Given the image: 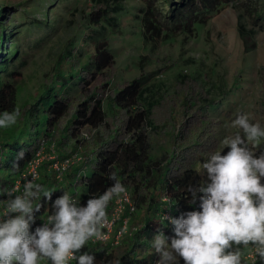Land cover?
I'll use <instances>...</instances> for the list:
<instances>
[{
	"label": "trees",
	"instance_id": "obj_1",
	"mask_svg": "<svg viewBox=\"0 0 264 264\" xmlns=\"http://www.w3.org/2000/svg\"><path fill=\"white\" fill-rule=\"evenodd\" d=\"M219 1L162 0L161 7L156 9L152 6L141 7L143 27L151 35L159 34L164 29L162 26L167 27L158 18L162 14L160 9L165 7H168L165 16L171 25L182 26L185 21L184 26H187L199 16L203 17L206 11L215 8ZM110 3L112 5L95 6L86 15L87 30L78 47L67 50L59 57L42 91L34 101L21 109L19 133L12 138L7 134L0 135V188L9 187L40 148L45 152L54 150L53 147L71 137L77 143H82L85 139L82 133L84 129H93L99 135L100 129L104 128V137L100 134L97 146L91 149L92 157L86 155L76 160L60 181L55 178L52 169H46L50 162L43 160L35 183L53 191L52 199L81 184L83 188L80 193H69L83 205L91 196L102 194L113 183L109 173H116V178L125 185L134 205L128 220V230L117 245H102L89 239L80 251L94 253L97 264H108L116 258L120 259L121 264H155L157 254L152 251L151 239L160 231L173 235V226L166 217L199 210V196L202 193H197V199L193 201L189 188L204 183L207 177L195 167L201 154L197 151L198 140L194 136L189 137V134H194V129H211L216 122L210 118L216 105L214 101H205L206 97L199 98L194 94L184 97L181 101L184 118L180 129L173 132V124L167 131L172 137L171 151L163 150L162 155H155L150 133L155 132L158 125L151 118V107H146L141 100L143 85L149 75L126 80L114 88H110L111 81L108 80L97 84L99 77L115 63L107 34L120 30L118 14L124 9L123 0H111ZM52 24L54 22L48 26L50 30L54 27ZM41 25L38 26L39 30L43 28ZM238 32L245 40V45L247 37L254 33L246 30L242 23L238 24ZM45 35L35 40V44H39ZM3 39L0 33V64L6 65L0 70V111H11L18 99L21 82L16 68L25 64V54L18 58L17 64H12L10 58L3 59ZM88 45L92 46V52L81 62L82 50ZM75 52L77 55H73ZM107 89L110 95L108 109H105L102 94ZM154 104L151 103L152 106ZM120 113L123 114L119 121L121 124L108 120H115V116ZM188 137L190 141L184 146L179 144ZM262 151L264 145L260 144L254 154L259 155ZM21 152L22 156L19 155ZM88 166H91V170L86 173ZM0 199H5V195H0ZM113 199L114 196L108 202L106 215ZM40 203L41 208L35 213L32 229L42 224L45 215L53 211L52 200L41 197ZM180 264H183L182 258Z\"/></svg>",
	"mask_w": 264,
	"mask_h": 264
},
{
	"label": "rangeland",
	"instance_id": "obj_2",
	"mask_svg": "<svg viewBox=\"0 0 264 264\" xmlns=\"http://www.w3.org/2000/svg\"><path fill=\"white\" fill-rule=\"evenodd\" d=\"M110 1L0 0V33L4 38L1 57L10 58L12 64H17L18 58L25 54V64L16 68L21 82L14 108L21 112L26 104L35 100L59 57L78 47L87 30L86 15L95 6L112 5ZM123 5L124 9L118 14L120 30L107 34L115 63L105 70L97 84L108 80L111 81L110 88H114L126 80L149 75L143 85L141 100L146 107H151V118L158 125V129L150 133L155 155H162L163 150L171 151L172 137L167 131L173 124V132L180 129L184 118L181 101L191 94L206 97L205 101H214L216 105L210 117L216 122L211 129H194V134H189L199 143L197 151L201 156L195 166L197 169L210 152L222 146L224 137L242 133L232 123L237 114L247 113L252 122L259 121L264 126V0H220L215 8L187 26H184L185 21L182 26L171 25L165 16L168 7H165L160 9L162 14L158 18L168 26H162L164 29L157 35L145 31L140 8L152 6L156 9L161 7L162 0H123ZM51 22L54 27L50 30ZM239 23L246 30L254 31L247 37L246 45L238 32ZM40 25L42 30H39ZM44 34L40 43L35 44V40ZM91 52V45L84 47L80 61H85ZM73 55H77L76 52ZM5 67L0 64V70ZM109 95L108 89L102 94L105 109H108ZM151 103L155 104L152 106ZM115 118L108 120L119 124L123 114H117ZM20 128L19 117L16 124L0 128V135L7 134L12 138ZM104 132V128L99 131L102 138ZM82 133L85 138L82 143L68 138L53 147L55 154L60 158L75 154L92 157L91 149L97 146L100 136L90 128ZM189 137L179 144L189 142ZM227 150L225 146L222 154ZM90 170L91 166H88L86 173ZM82 188L81 184L75 185L67 192L80 193ZM132 213L126 214L128 220ZM42 264H48V261Z\"/></svg>",
	"mask_w": 264,
	"mask_h": 264
},
{
	"label": "clouds",
	"instance_id": "obj_3",
	"mask_svg": "<svg viewBox=\"0 0 264 264\" xmlns=\"http://www.w3.org/2000/svg\"><path fill=\"white\" fill-rule=\"evenodd\" d=\"M20 115L19 108L0 111V128L16 124ZM232 123L243 135L224 137L199 164L207 180L189 188L193 201L202 193L199 210L166 217L173 235L160 231L151 239L155 264H180L181 258L183 264H243L241 246L250 251L252 264H264V151L254 154L264 142V126L247 113L237 114ZM109 179L113 183L83 205L67 191L52 199L53 191L28 177L19 194L13 195L14 186L0 188L7 196L0 199V264H97L94 253L80 250L90 238L103 236L108 202L127 192L116 173ZM41 197L52 200L53 211L32 229Z\"/></svg>",
	"mask_w": 264,
	"mask_h": 264
},
{
	"label": "built area",
	"instance_id": "obj_4",
	"mask_svg": "<svg viewBox=\"0 0 264 264\" xmlns=\"http://www.w3.org/2000/svg\"><path fill=\"white\" fill-rule=\"evenodd\" d=\"M43 148H40L34 158L29 162L27 168L22 172L18 173L14 179L9 184V187H16L18 189L17 193L19 194L20 190L23 188L24 178L28 177L29 179H34V182L39 177V165L43 160L49 161V168L52 169L55 173V178L59 181L63 179L65 172L71 167V165L79 160L81 157H78L76 154L60 158L50 149L49 152H45ZM43 154L40 156L39 154ZM5 199L7 196L5 195ZM134 210L133 201L131 199L130 193L127 191L124 194H120L119 197L114 196L112 205L108 214L106 215V222L102 226L101 231L103 236L99 239L90 238L93 243H100L102 245L118 244L122 236L128 230V216L126 213L132 212ZM46 217V215H45ZM44 217V218H45ZM44 220V219H43ZM44 222V221H43ZM253 257L250 254V251L242 250V261L243 264H252ZM74 261V260H73ZM70 261V264L73 262ZM49 264V262H48ZM259 264V261H257Z\"/></svg>",
	"mask_w": 264,
	"mask_h": 264
}]
</instances>
